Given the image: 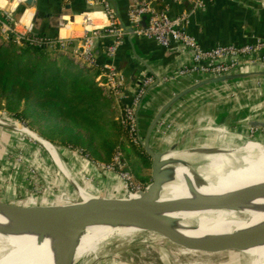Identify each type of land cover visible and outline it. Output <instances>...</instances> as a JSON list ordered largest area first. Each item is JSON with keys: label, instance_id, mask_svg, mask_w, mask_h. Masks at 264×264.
<instances>
[{"label": "crops", "instance_id": "obj_1", "mask_svg": "<svg viewBox=\"0 0 264 264\" xmlns=\"http://www.w3.org/2000/svg\"><path fill=\"white\" fill-rule=\"evenodd\" d=\"M106 1L114 9L117 22L128 29V11L138 0ZM166 4L171 16L190 7L189 0H166ZM24 8L32 17L36 32L49 36L59 33L68 37L82 32L77 15L99 10L101 3L89 5L86 0H70L69 3L63 0H38L36 8L23 2L18 11ZM188 31L206 48L218 44L245 43L257 37L264 39V0H207L203 8L190 16ZM106 42L107 39L101 40L96 46L100 59L103 58ZM176 47L181 45L174 44L165 48L153 39L129 33L116 51L115 66L129 86H134L142 73L167 78L149 87L142 98L137 117L143 146L159 153L179 143L201 142L209 145L212 133L205 128L207 125H215L225 132L239 135L251 134L258 139L256 141L264 144V129L247 125L252 120L264 121V63L258 61L255 64H242L235 73L224 79L213 81L207 78L194 83V76L178 74L181 67L191 64L192 55L187 50H175ZM49 56L61 71L63 79L77 77L78 87L86 89L88 98L93 100L106 94L95 79L96 71L82 68L62 54L49 52ZM86 70L93 77L87 76L84 72ZM90 92H94L93 96ZM106 106L109 111H114L111 99L101 110H107ZM92 110L94 108L90 107L89 113ZM163 122L169 126H159ZM35 132L38 133L37 130ZM223 141H219V145ZM56 148L61 159L68 163L73 172H81L85 168L84 173L92 176L101 189L110 191L118 184L119 176L116 172L96 167L92 160L69 151L72 149L68 147ZM22 151H25L24 157L20 154ZM18 157L25 158V162H18ZM35 157L38 168L42 170V178H47L50 183H58L72 195L70 183L44 146L23 137L20 139L16 133L0 124L1 201L11 202L22 194L24 166L31 164L30 158ZM36 196L40 203H44L48 197L42 196L45 197L43 199Z\"/></svg>", "mask_w": 264, "mask_h": 264}, {"label": "bare ground", "instance_id": "obj_2", "mask_svg": "<svg viewBox=\"0 0 264 264\" xmlns=\"http://www.w3.org/2000/svg\"><path fill=\"white\" fill-rule=\"evenodd\" d=\"M23 132L49 150L53 162L68 175L51 144L28 129L23 128ZM235 138L236 143L229 139L227 143L221 142L223 150L198 145L162 154V184L157 191L160 199L148 202L135 213H144L151 225L200 243L199 247L210 254H220L230 244L241 240L234 245L235 256L246 257L248 264H264V144L243 135ZM78 191L84 203L101 198L83 188ZM138 195L125 198L133 199ZM173 199H204L232 203V206L208 210L171 202ZM42 205L19 206L18 212L48 214L67 207ZM146 230L135 224L90 223L80 230L70 231L59 224L39 226L16 220L7 210L0 209V264H92L113 241ZM146 234L147 238H158L178 247L179 254L197 252L155 231H146Z\"/></svg>", "mask_w": 264, "mask_h": 264}, {"label": "built area", "instance_id": "obj_3", "mask_svg": "<svg viewBox=\"0 0 264 264\" xmlns=\"http://www.w3.org/2000/svg\"><path fill=\"white\" fill-rule=\"evenodd\" d=\"M63 1L69 3L70 0ZM189 1V9L171 16L166 0H138V3L128 11L127 29L117 22L114 9L106 0H86L89 5L101 3V9L79 13L77 16L82 32L80 35L67 37L59 33L49 36L36 32L27 8L18 11L24 0H0V45L45 48L52 53L67 56L80 67L96 71L95 79L117 109L118 120L127 126L130 141L141 144L137 114L142 98L149 87L167 78L142 73L134 86L126 83L124 76L115 66L114 57L127 34L153 39L165 48L174 44L191 48L192 62L181 67L178 74L194 76V83L207 78L231 75L242 64H255L258 61L264 63V39L259 37L240 44L202 47L188 31V23L190 16L203 8L207 0ZM104 39H107V42L103 58L100 59L95 49ZM9 118L11 117L0 113V121L5 123L3 120ZM19 131L16 134H23V127L19 128ZM105 168L118 174L121 182L116 190L119 188L127 196L140 193L144 189L139 183H133L132 175L127 170L119 149L115 151ZM36 197L32 193L29 200L34 199V203L37 204Z\"/></svg>", "mask_w": 264, "mask_h": 264}, {"label": "rangeland", "instance_id": "obj_4", "mask_svg": "<svg viewBox=\"0 0 264 264\" xmlns=\"http://www.w3.org/2000/svg\"><path fill=\"white\" fill-rule=\"evenodd\" d=\"M15 49L17 52H20V47L15 46ZM59 59L62 60L63 58H59ZM34 63H35L34 61H30V62H26V64H24V65H26L27 67H33ZM40 67H41V65H40ZM84 72L87 76L93 77V75L90 71L86 70ZM71 79L72 78H70L68 80H71ZM79 87H81V86H79ZM103 92H104V90H103ZM93 93H91L92 96H93ZM66 95H67V98L74 97L71 95L69 90L66 93ZM88 101H91V97L87 98L86 102H88ZM2 102L3 101L0 102V105H1L0 113L2 115H5L6 117L9 116L11 118H9L8 120L7 119L3 120V121H5V124H1V125H3L4 127L8 128L11 131H13L14 133L20 132L19 128H22V127H28L32 131L34 130V132H35V130L38 129V126H39L38 120L39 119H38L37 115L34 116L33 121L31 119L29 120L30 123H27L26 121H23V120L16 119V118L12 117L11 112H9L5 108H3L4 102H3V104H2ZM86 102H85V104H86ZM19 108H22V105ZM106 108H107V106H106ZM113 110L114 111H109V108H107V110L104 109L98 113H92V111H91V114L88 113L89 118L91 120L95 121V123H93L94 124L93 126L88 125L87 122H89V121H87V120H85L83 122V120L81 119V115L80 116L72 115L71 117H62V118H59L57 120H58V123L59 122L63 123V121H64V122H68V123L72 124V126L80 125L81 127L88 129L93 134V136L95 138V143L97 145H102L104 143V140L110 141V140H114L117 137L116 131L112 125L114 120L119 121L118 120V112H117V109L114 107V105H113ZM167 124L168 123L163 122V123H159V126H162V127L167 126L168 127L169 125H167ZM205 128H207L208 131L212 133L211 138L209 139V142L211 144L208 145L206 143L203 144L201 142L200 143L190 142V143H183V144L179 143L177 145L175 144L176 145L175 150L185 149V148H197L201 145L202 146H204V145L205 146H222V145L218 144V143H220L219 141L225 140V142H226L229 138H230L229 140H232V143H236V138H234V134L239 135L238 133H233L231 131L225 132L224 129L218 128L215 125H207V126H205ZM218 129H219V131H218ZM218 132H220V133H218ZM37 134L39 135V133H37ZM16 135L20 139L23 137L27 141L33 142L34 144L41 145L43 147V145L40 142L29 137L28 135H26L24 133L21 135L20 134H16ZM39 136H41V135H39ZM243 136H245V138L249 139L250 141L251 140H254V141L258 140L255 137L251 136V134L250 135L244 134ZM41 137H43V136H41ZM43 138L46 139L47 141L53 143L58 148L66 147V146H63L59 143L57 144V143L53 142L52 140H49L45 137H43ZM128 140L130 141V139H128ZM263 143H264V141H263ZM136 145H141L142 148L144 149V151L146 152V150L143 146L144 144L142 142H141V144H136ZM126 148H128V145ZM169 150H171V148L163 150L159 153L164 154ZM69 151H72L74 153L77 152L80 155H82V157H87L86 155H83L80 151H74V150H69ZM150 151L154 152L153 150H150ZM100 153L103 155L102 150H100ZM128 153L130 155L129 159H127V157H125L124 154H122V155H123L124 162L126 164V168H127V170H129V172L132 175V181H133V183H135V182L139 183L143 188H145L148 185V183H150V181H151V162H152L151 156L148 154L150 157L149 165H144L140 161L138 156H136L131 150ZM20 154L23 155V157H24L25 151L20 152ZM87 158H89V157H87ZM36 159H37V157H35L34 159L30 158V161L32 163L30 162L31 164H27V165L25 164V166H24V169H25L24 170V172H25L24 180H25V182H24L23 187L21 188L22 194L19 197H17L16 199L11 200V203H13L14 205H18V206H28L32 203L35 204L33 201H28L29 198L32 196V193L35 195L41 196L40 198H43L42 196H48L44 203H40L38 201V203H37L38 205H41V204H44V205H46V204H49V205H61V204H63L64 205L65 203L81 201V198L78 194V190L73 185V183H71L68 180L67 177H65V178L70 183V185L73 189L71 196L69 195V193L67 191L63 190V188H61V186L58 183H52V182L50 183L49 182L50 180H48L47 178L43 179L42 178L43 177L42 170H40L38 168V166L36 164V162H37ZM24 160H25V158H19L18 157V162L24 163L25 162ZM64 162H65V166L67 168L68 174H69V176H68L69 179L71 178V180L73 182H75L76 186H79L80 189L83 188L84 190H86L90 193L92 192V194L95 196H102V197H106V198L107 197L121 198V197L127 196V194H125V192H122L121 190H119V188H118V190H116L117 189L116 187L121 182L120 177H119V182H118V184L115 185V187L110 189V191L109 190L105 191L104 189H101L98 186L97 182L95 181V179L92 176L84 173L85 168H83V171H81V172H73V170L70 168L68 163H66V161H64ZM93 162H94L96 167H99V168H102V169L108 171L105 168V165H107L109 162H105V161H101V160L100 161L93 160ZM132 167L137 168L138 177L135 176V172L133 171ZM88 178H90L92 180L89 181ZM144 179H146V180H144ZM82 197L85 201V197L84 196H82ZM43 199H45V197ZM146 235H147L146 232H140V233H136L134 236H132L130 238H126V239L120 240V241H113L114 244L113 243L110 244L106 248L105 252L99 256V259H97V261L95 263H92V264H243V263L248 264V260L246 257L235 256L236 250L235 251L225 250L224 252H222L220 254H210V253H207V254L206 253H194V254L188 253L187 255L186 254H179L178 247L173 246L164 240H159L158 238H156V239L147 238ZM155 247H156V249H155ZM77 264H82V263L79 262Z\"/></svg>", "mask_w": 264, "mask_h": 264}, {"label": "trees", "instance_id": "obj_5", "mask_svg": "<svg viewBox=\"0 0 264 264\" xmlns=\"http://www.w3.org/2000/svg\"><path fill=\"white\" fill-rule=\"evenodd\" d=\"M49 52L45 48L30 47H23L17 52L13 44L0 45V102H4L3 108L11 112L12 117L27 123H30V119L33 121L37 115L39 135L74 151H80L92 161L109 162L119 149L127 159L130 158L128 152L131 150L144 165H149V155L141 145L128 140L127 126L120 121L114 120L112 123L117 137L110 141L104 140L102 145L95 143V138L88 129L80 125L72 126L64 121L58 123L59 118L81 115L83 121L87 120L88 125L93 126L95 121L88 116L90 107L94 108L92 113H98L108 104L110 97L107 94L99 95L89 105L86 102L87 91L78 87L77 77L63 79L61 71L49 58ZM30 61L35 62L33 67L24 65ZM68 90L74 97L67 98ZM21 105L22 108H19ZM132 168L138 177L137 168Z\"/></svg>", "mask_w": 264, "mask_h": 264}, {"label": "water", "instance_id": "obj_6", "mask_svg": "<svg viewBox=\"0 0 264 264\" xmlns=\"http://www.w3.org/2000/svg\"><path fill=\"white\" fill-rule=\"evenodd\" d=\"M26 4L37 7L38 0H25ZM175 50H187L193 54V50L189 47L181 46L176 47ZM228 76V75H227ZM226 76L212 78L211 80H221L224 79ZM0 124H5L4 122L0 121ZM250 127H256V128H262L264 129V121L259 120H252L247 123ZM25 129H28L29 131L35 133L37 136H39L36 132L32 131L28 127H23ZM43 140L47 141L43 137L39 136ZM49 144H51L56 151L57 157L60 159V161L63 163L65 169L67 170L65 166V162L61 159L58 150L56 149V146L47 141ZM176 145L171 146V151L175 150ZM146 153L151 156L152 162H151V181L148 183V185L139 193V195L133 199H126L125 197L121 198H110V197H102L92 201L90 203H84L81 201L71 202V203H65L64 205H67V207L59 209L53 213L48 214H38V213H27V212H18V205H14L11 202H4L0 200V209L7 210L9 215L16 220L20 221H30L33 222L39 226H46L51 224H59L65 227L66 229L70 231L74 230H80L87 226L90 223H109L112 225L117 224H135V225H141L145 227L146 231L151 232H157L161 235L167 236L168 238H174L177 243H179L181 246L191 249V250H197L195 253H209L206 250L200 248V243H194L185 240L183 237L164 231L154 225H151L152 223L149 222L150 219L143 213H135V210L138 208H142L148 202H154L159 201L160 196L157 193V191L161 188L162 179H161V155L162 153L152 152L150 149L145 147ZM46 149V148H45ZM210 150L218 149L223 150L225 149L222 146H210ZM209 149H206L209 151ZM47 150V149H46ZM230 150V149H229ZM49 152V150H47ZM50 153V152H49ZM51 155V153H50ZM52 157V155H51ZM56 166L59 168V170L63 173L65 177L68 178V180L73 183V185L76 187L77 190H79L78 186H76V183L69 179V174H65L63 169L57 165L56 162H54ZM79 194V191H78ZM171 202H180L182 204H185L187 206H191L193 208H200V209H208V210H217V209H227L230 208L232 203H220L216 201H209L204 199H173L170 200ZM169 202V201H167ZM47 205V204H46ZM63 205V204H61ZM45 206V205H42ZM21 207V206H20ZM25 209H28L25 207ZM143 231V232H146ZM241 240H237L233 244H230L226 250H233L235 251V243L240 242Z\"/></svg>", "mask_w": 264, "mask_h": 264}]
</instances>
